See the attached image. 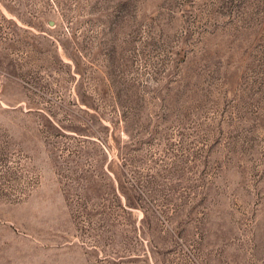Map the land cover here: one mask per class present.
I'll use <instances>...</instances> for the list:
<instances>
[{
  "label": "rangeland",
  "instance_id": "rangeland-1",
  "mask_svg": "<svg viewBox=\"0 0 264 264\" xmlns=\"http://www.w3.org/2000/svg\"><path fill=\"white\" fill-rule=\"evenodd\" d=\"M0 264H264V0H0Z\"/></svg>",
  "mask_w": 264,
  "mask_h": 264
}]
</instances>
